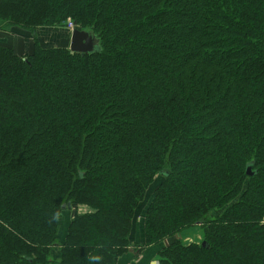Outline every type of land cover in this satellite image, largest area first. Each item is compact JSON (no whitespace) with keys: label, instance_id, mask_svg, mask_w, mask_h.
<instances>
[{"label":"trees","instance_id":"16d2710c","mask_svg":"<svg viewBox=\"0 0 264 264\" xmlns=\"http://www.w3.org/2000/svg\"><path fill=\"white\" fill-rule=\"evenodd\" d=\"M69 19L99 51L38 41ZM15 27L35 36L0 41V264L154 244L159 264H264V0H0Z\"/></svg>","mask_w":264,"mask_h":264},{"label":"crops","instance_id":"0c3cea01","mask_svg":"<svg viewBox=\"0 0 264 264\" xmlns=\"http://www.w3.org/2000/svg\"><path fill=\"white\" fill-rule=\"evenodd\" d=\"M65 28V29H64ZM62 30H54L55 28L50 27H40L38 28V36L44 35L45 32L53 34L59 42H63L64 40L69 39L71 37V31L68 27H64ZM24 31V30H22ZM3 32V31H2ZM26 33V32H25ZM59 34V35H58ZM33 35L23 34V33H12L10 31H6L5 34L0 33V39H3L5 43L12 46L18 53H25L32 49ZM62 37V38H61ZM89 207L85 204H73L70 208H66L61 210L58 213L56 219L58 222V240L59 242L63 241L68 225L76 213L87 212ZM138 217L135 220L131 238L135 243L141 244L143 242V227L141 222V214L137 215ZM137 247L135 250L131 247L124 253H122L117 260L113 264H158L157 262V253L159 247L156 245H146V246H135ZM60 251L59 249L52 250L51 260L47 264H59Z\"/></svg>","mask_w":264,"mask_h":264},{"label":"rangeland","instance_id":"374dc122","mask_svg":"<svg viewBox=\"0 0 264 264\" xmlns=\"http://www.w3.org/2000/svg\"><path fill=\"white\" fill-rule=\"evenodd\" d=\"M64 27H68L67 22H65L62 25H58V26L54 27L55 28L54 30L55 31H56V29L57 30H62ZM22 30L23 29H20V28H16L15 27V28H10L7 31H10L11 34L12 33H15V32H17V33H23V34H30V35H33L32 36L33 37L32 39H34V36H35L34 33H32L31 31H27V30L22 31ZM5 32L6 31H3V32L0 31V33H2V34H5ZM37 33H38V30L36 31L35 34L38 37V41L41 44L50 45V46H68L69 47V39H67V40L65 39L64 40L61 37L62 38L61 40L63 42H59V40H57V38H55V36H53V34H50L49 31L48 32H45L44 35H41V36H38ZM69 38H70V36H69ZM0 41H3V39H0ZM33 44H34V40H33ZM141 222H142V220H141ZM181 236H182V239H183V241L185 243H202L204 241V239H203V233H202V227L200 225H194V226H191V227H188V228L184 229L182 231V233H181ZM154 245L158 246L159 248L161 247L160 244H154ZM157 259H158V253H157ZM157 262L159 264V261L158 260H157Z\"/></svg>","mask_w":264,"mask_h":264},{"label":"water","instance_id":"95a60500","mask_svg":"<svg viewBox=\"0 0 264 264\" xmlns=\"http://www.w3.org/2000/svg\"><path fill=\"white\" fill-rule=\"evenodd\" d=\"M69 48L71 52L93 53L100 50V45L90 31L75 27L71 31ZM246 173L250 176L255 173L252 162L246 165ZM70 207L71 205H68V208ZM202 244L206 245L207 242L203 241Z\"/></svg>","mask_w":264,"mask_h":264},{"label":"built area","instance_id":"2783aa9c","mask_svg":"<svg viewBox=\"0 0 264 264\" xmlns=\"http://www.w3.org/2000/svg\"><path fill=\"white\" fill-rule=\"evenodd\" d=\"M67 24H68V28H69L70 30H72V29H73V22L69 19V20L67 21Z\"/></svg>","mask_w":264,"mask_h":264}]
</instances>
